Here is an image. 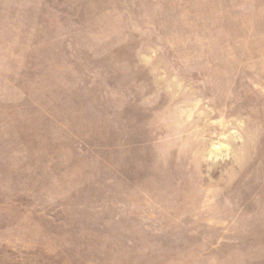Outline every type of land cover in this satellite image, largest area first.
Returning a JSON list of instances; mask_svg holds the SVG:
<instances>
[{
  "label": "rangeland",
  "instance_id": "rangeland-1",
  "mask_svg": "<svg viewBox=\"0 0 264 264\" xmlns=\"http://www.w3.org/2000/svg\"><path fill=\"white\" fill-rule=\"evenodd\" d=\"M0 264H264V0H0Z\"/></svg>",
  "mask_w": 264,
  "mask_h": 264
}]
</instances>
